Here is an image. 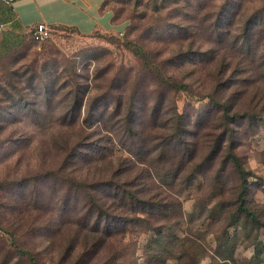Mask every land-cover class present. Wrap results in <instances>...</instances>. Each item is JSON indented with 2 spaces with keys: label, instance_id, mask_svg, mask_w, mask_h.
Wrapping results in <instances>:
<instances>
[{
  "label": "rangeland",
  "instance_id": "rangeland-1",
  "mask_svg": "<svg viewBox=\"0 0 264 264\" xmlns=\"http://www.w3.org/2000/svg\"><path fill=\"white\" fill-rule=\"evenodd\" d=\"M103 4L110 21L106 30L81 34L71 27L53 26L46 39L35 41L10 22L0 35V264H24L12 250L16 246L34 250L39 263L52 258L57 264L60 248L73 242L77 229L95 231L82 222L85 210L75 207L73 200L62 203L54 178L59 173L49 179L42 175L54 173L62 163L63 154L50 150L48 139L67 131L58 124L72 116L65 115L72 99L67 91L71 88L82 99L80 119L90 115L87 106L94 102L95 118L104 111L102 127L111 114V100L136 91L132 101L139 115L144 103L151 105L161 90L147 73L155 63L173 80L188 83L191 93L203 95L210 88L214 67L212 61L180 66L182 58L176 54L188 47L207 51L203 57L218 64L229 63L220 82L231 76L229 90L235 91L240 110L256 116L240 123V144L234 151L248 172L245 211L227 199L239 185L235 175L224 176L220 184L199 178L182 192L165 188L167 202L173 205L167 219L149 220L150 227L144 221L116 224L104 242L100 228L96 252L90 249L77 264H264V118L257 116L264 109V0H104ZM136 49L147 53V66ZM193 94L181 89L167 95L180 113L185 107L206 106V98ZM193 121L196 127L205 125L199 123L200 117ZM204 127L200 144L209 139L204 133H211ZM81 134L90 135L81 141L88 157L90 147L85 144L110 135L93 126ZM116 135L111 137V153L103 152L111 161L128 157L116 144ZM102 139L101 145L109 146ZM84 161V157L78 161L75 167L80 168L73 173H88L82 168ZM217 185L223 193L217 194ZM85 200L79 197L78 203ZM75 243L78 253L81 242Z\"/></svg>",
  "mask_w": 264,
  "mask_h": 264
},
{
  "label": "trees",
  "instance_id": "trees-1",
  "mask_svg": "<svg viewBox=\"0 0 264 264\" xmlns=\"http://www.w3.org/2000/svg\"><path fill=\"white\" fill-rule=\"evenodd\" d=\"M102 6L104 7L103 3ZM224 11L225 5L222 6L221 12ZM251 26L246 28V38ZM205 53L207 51H191L188 47L185 51L177 53L176 57L182 58L180 66L182 64L195 66L212 61L214 68L211 67L214 71L210 73L212 81L206 93L203 95L191 93L188 83L173 80L162 72L160 67L157 68L159 64L155 63L154 67L147 68V73L161 90L151 105L144 103L143 113L139 115L132 101L136 91L132 96L126 95L125 98L115 99V102L111 100L113 108L103 127L101 124L104 120V111L95 118L93 112L97 111L98 107L94 102L90 107L87 106L90 115L87 112V116L80 119L78 113L83 105L82 99L77 98L71 88L67 91L66 95L72 99L65 107V115L72 113V116L70 120L65 121V118H62L58 123L67 131H61L60 134L48 139V148L63 154L62 163L54 173L46 171L42 175L44 179H49L53 174L59 173L54 178L59 181L62 203L67 204L73 200L75 207L79 206L80 210H85L86 215L82 222L95 231L91 233V230L85 232L77 229L72 244L60 248L59 252L62 254L55 259L57 264H77L79 259L86 257L90 249L96 252L97 232L100 228H104L101 237L104 242L114 234L115 228L112 226H117L116 224L135 225L144 221L145 225L150 227L149 220L167 219L173 205L167 202L168 197L164 189L171 190L176 187L177 192H182L199 178L213 179V184H220L224 176L235 175L239 185L228 192L227 199L233 201L231 204L236 206L238 211H245L242 204L249 193L246 181L248 172L243 169L234 151L240 144L237 140L240 123L245 119L254 120L256 116L240 110L236 103L235 91L229 90L232 86L231 76L226 78L224 83L220 82L219 77L229 70V63L222 64L220 60L218 64V60L213 61L212 57L204 58ZM135 54L147 66V53L136 49ZM223 86L225 88L221 90ZM181 89L193 96L206 98V106L202 109L185 107L178 113L174 100L167 94ZM257 116L264 118V109L261 108ZM195 117H200L199 123L204 122L205 125L196 127L193 121ZM92 126L95 127V131L100 127L110 134L102 136L109 146L101 145L102 137L93 139L85 144L90 147L91 155L88 157L87 153L83 154L84 143L81 141L91 134L82 136L81 133L85 128ZM203 126L211 133H204V137L209 139L200 144L198 139L202 136L200 130ZM214 131L217 133H212ZM115 133L119 138L116 144L126 152L127 159L113 158L114 161H111L112 158L107 159L103 153H111V149L108 148L113 145L111 137ZM83 157L85 161L82 168L88 173L77 175L73 172L80 168L75 166ZM66 171L69 173H65ZM217 187V194L223 193L220 185ZM79 197L86 199L81 205L78 203ZM75 225L79 227L78 222ZM78 233L83 234V237L77 238ZM76 241L81 242L78 253L74 252ZM12 250L17 252L18 259L25 261L24 264H53L52 258L47 263H39L41 259L34 250L20 249L18 246Z\"/></svg>",
  "mask_w": 264,
  "mask_h": 264
},
{
  "label": "crops",
  "instance_id": "crops-1",
  "mask_svg": "<svg viewBox=\"0 0 264 264\" xmlns=\"http://www.w3.org/2000/svg\"><path fill=\"white\" fill-rule=\"evenodd\" d=\"M103 0H14L0 4V19L29 31L38 23L47 27H71L81 34L110 28Z\"/></svg>",
  "mask_w": 264,
  "mask_h": 264
},
{
  "label": "built area",
  "instance_id": "built-area-1",
  "mask_svg": "<svg viewBox=\"0 0 264 264\" xmlns=\"http://www.w3.org/2000/svg\"><path fill=\"white\" fill-rule=\"evenodd\" d=\"M14 0H0V4L3 5H10ZM5 23L2 22L0 19V35L4 30ZM30 37L35 41H43L46 39L50 34V29L43 23L36 24L33 28H31L29 31Z\"/></svg>",
  "mask_w": 264,
  "mask_h": 264
}]
</instances>
